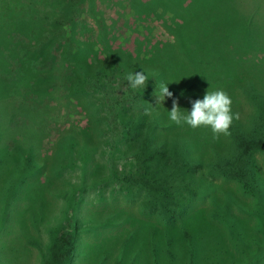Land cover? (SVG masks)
Listing matches in <instances>:
<instances>
[{
  "label": "trees",
  "instance_id": "16d2710c",
  "mask_svg": "<svg viewBox=\"0 0 264 264\" xmlns=\"http://www.w3.org/2000/svg\"><path fill=\"white\" fill-rule=\"evenodd\" d=\"M134 1L127 0L131 13L123 25L132 26L156 18L171 35V40H153L147 32L139 33L136 24L130 28L131 35L125 44H114V37L109 35L95 9V0H0V96L4 93L9 100L8 93L25 95L18 97L24 101L29 125L25 132L15 126L11 138L26 139L34 144L42 122L46 117L52 120L55 116L53 111L63 112L67 117L82 115L83 125L73 119L56 138L53 151L62 153L63 172L79 170L81 174L89 158L99 160L103 168L108 167L106 171L104 169L103 175L96 177L81 174L79 188L97 189L113 181L133 180L126 188L142 194L146 203L140 205L146 207L145 211L158 215L170 225L186 216L187 203L200 191L208 193L214 178L236 182L244 196L259 193L263 179L253 154L264 152V90L258 88L255 81L243 80L247 82L243 92L246 101L252 105L255 99L260 108L254 117L260 112L262 117L257 122L250 118L252 112L244 118L239 114L240 118L230 128L231 135L226 136L230 147L205 148L189 132L178 126L172 128L166 111L171 110L173 100L178 105L183 100L181 109L190 111L191 102L203 98L205 84L214 81L215 69L212 65L192 61V50L181 43L170 11L154 7L142 16L134 11ZM226 1L221 3L227 4ZM84 11L93 20L95 30L89 29L84 20L77 19ZM166 14L168 18L163 19ZM87 27L94 35L83 39L82 30ZM244 28L247 36L249 31L252 34L250 26L249 30ZM253 42L255 50L264 58L261 42ZM232 44L228 43L227 50L234 55ZM251 52L252 45H246L241 56L246 57ZM210 56L216 57L213 53ZM141 71L148 75L149 81L144 89H132L125 77L129 72ZM161 82L168 83L173 95L157 105L154 97L159 93ZM28 95L31 99L26 101ZM167 101L171 103L166 104ZM146 108L150 109L148 114H145ZM6 136L5 132H0V138ZM110 136H114L113 139ZM36 154L24 153L31 171L40 169L41 158ZM117 158L122 161L119 165ZM122 184L119 182L118 191L123 189ZM229 198V209L232 205L239 206ZM261 212L256 225L257 228L262 225L258 228L262 233L260 239L244 243L236 229L243 224L234 217L225 216L224 222L234 242L244 244L243 247L235 246L239 251L236 262L233 257H226L230 264L257 263L252 248L264 239V213ZM78 222L73 219L71 235L65 232L55 235L56 230L51 229L53 239L43 264L49 263L51 258L56 259L58 254L65 257L72 251L71 239L79 230ZM189 238L191 240V234ZM216 261V264H225V261Z\"/></svg>",
  "mask_w": 264,
  "mask_h": 264
},
{
  "label": "rangeland",
  "instance_id": "374dc122",
  "mask_svg": "<svg viewBox=\"0 0 264 264\" xmlns=\"http://www.w3.org/2000/svg\"><path fill=\"white\" fill-rule=\"evenodd\" d=\"M221 2L135 0L134 11L142 16L154 7L170 11L181 43L192 50V61L212 65L215 69L214 81H204L208 82L205 93L207 89L224 90L231 97L232 112L237 111L242 118L252 112L250 118L258 122L262 113L254 117L260 108L255 99L252 105L246 101L243 92L247 82L243 80L255 81L257 87L264 90V58L255 50L253 42H261L264 48V0ZM94 4L109 35L114 37V44H125L131 35L130 28L137 24L123 25L131 13L127 0H95ZM167 18V14L163 16V19ZM77 19L84 20L89 29L95 30L87 12H82ZM249 26L252 34L249 31L247 36L244 27ZM88 27L82 30L83 39L94 35L88 31ZM137 30L139 33L147 32L153 40H171V35L156 18L138 23ZM228 33L229 36L226 35ZM229 42L233 43L234 55L227 50ZM246 45H252V55L246 56L250 59L241 56ZM211 53L216 57H211ZM14 94L8 93L9 100L4 93V97L0 96V132L7 135L0 138V264H43L53 239L52 230H56L55 235L62 232L71 235L74 218L79 221V230L71 239L72 251L67 252L65 257L58 254L47 264H216V259L228 264L226 257H233L234 262L239 257L236 245L243 247L246 241L260 239L262 233L258 228L262 225L257 228L260 219L257 216L261 217V211L264 213V152L253 154L257 171L263 179L259 193L244 196L236 182L214 178L208 193L200 191L196 198L187 203L186 216L170 225L158 215L145 211L146 207L140 205L146 203L142 194L126 188L133 180H117L97 189L90 186L79 188L81 174L96 177L106 171L108 167L103 168L99 160L89 158L81 174L79 170L63 172L65 160L60 151H53V147L58 134L68 126L69 121L77 119L83 125L82 115L67 117L63 112L57 114V111H53L55 116L52 120L46 117L42 122L35 140L37 143L34 144L26 139L11 138L15 126L23 128L24 132L29 127L24 101L20 98L25 95ZM27 97L26 101H29L31 97ZM154 101H157L156 96ZM183 102L178 105L180 108ZM170 103L167 101L166 104ZM176 126L171 122L172 128ZM178 128L189 132L205 148L211 146L222 150L230 147L224 135L213 139L210 128L193 129L186 124ZM110 137L113 139L114 136ZM36 152L41 158L40 169L31 171L24 153L30 155ZM116 162L119 165L122 161L117 158ZM103 163L108 165L106 161ZM119 182L123 183L120 191L117 190ZM229 197L239 206L232 205L229 209ZM228 215L243 224L236 226L243 243L234 242L233 234L227 230L224 219ZM46 228H50L49 231ZM252 249L258 259L256 264H264V239L257 241Z\"/></svg>",
  "mask_w": 264,
  "mask_h": 264
},
{
  "label": "clouds",
  "instance_id": "9594fccd",
  "mask_svg": "<svg viewBox=\"0 0 264 264\" xmlns=\"http://www.w3.org/2000/svg\"><path fill=\"white\" fill-rule=\"evenodd\" d=\"M125 79L132 89L145 88L149 77L144 71L129 72ZM168 83L159 84V93L156 94L157 105L161 104L165 97L171 98L172 92L169 91ZM231 97L222 89L206 90L202 99L191 102V110L186 111L178 107L177 101L173 100L171 110L168 111L169 120L180 126L186 124L195 129L198 127L210 128L213 139H218L220 135H231L230 128L235 120H238L239 113L232 112ZM151 109H154L150 106ZM150 109H145L148 114Z\"/></svg>",
  "mask_w": 264,
  "mask_h": 264
}]
</instances>
